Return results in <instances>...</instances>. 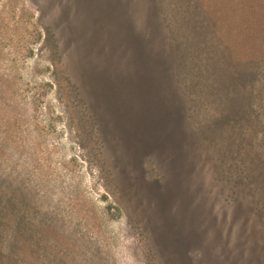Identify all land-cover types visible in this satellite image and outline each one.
<instances>
[{"label":"rangeland","instance_id":"1","mask_svg":"<svg viewBox=\"0 0 264 264\" xmlns=\"http://www.w3.org/2000/svg\"><path fill=\"white\" fill-rule=\"evenodd\" d=\"M192 3L0 0V264H264V90Z\"/></svg>","mask_w":264,"mask_h":264},{"label":"trees","instance_id":"2","mask_svg":"<svg viewBox=\"0 0 264 264\" xmlns=\"http://www.w3.org/2000/svg\"><path fill=\"white\" fill-rule=\"evenodd\" d=\"M195 2L196 4L192 3V8L196 13L204 11L213 18L221 45L232 57L238 54L234 58L242 67V74L244 70L249 71L248 77L242 76V81L246 83L248 80L251 81L255 89L251 94L261 93L264 90V0H195ZM235 50L239 53H235ZM253 108L256 106L253 105ZM257 108L260 111L256 112L257 123L261 130L260 135L264 138L262 122L264 107ZM260 146L264 153V139L260 141ZM3 227H6L5 223L0 220V228ZM1 255L0 252V258Z\"/></svg>","mask_w":264,"mask_h":264}]
</instances>
